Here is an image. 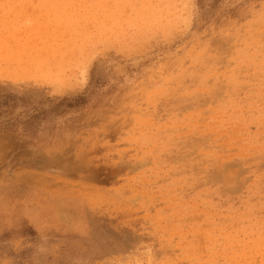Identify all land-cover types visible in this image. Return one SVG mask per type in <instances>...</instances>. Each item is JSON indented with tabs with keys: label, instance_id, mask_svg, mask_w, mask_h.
Masks as SVG:
<instances>
[{
	"label": "rangeland",
	"instance_id": "rangeland-1",
	"mask_svg": "<svg viewBox=\"0 0 264 264\" xmlns=\"http://www.w3.org/2000/svg\"><path fill=\"white\" fill-rule=\"evenodd\" d=\"M0 264H264V0H0Z\"/></svg>",
	"mask_w": 264,
	"mask_h": 264
},
{
	"label": "bare ground",
	"instance_id": "bare-ground-1",
	"mask_svg": "<svg viewBox=\"0 0 264 264\" xmlns=\"http://www.w3.org/2000/svg\"><path fill=\"white\" fill-rule=\"evenodd\" d=\"M23 13H24V12H23ZM145 26H146V25H145ZM57 28H58V27H57ZM26 29H27V28H26ZM56 30H57V29H56ZM5 34H6V33H5ZM21 41H22V40H21ZM55 41H56V40H55ZM4 50H5V49H4ZM22 56H23V55H22ZM63 58H64V57H63ZM27 59H28V58H27ZM30 62H31V61H30ZM35 63H36V62H35ZM35 63H34V64H35ZM18 65H19V66H18L19 68H22V67L24 66V65L21 64V63H19ZM33 66H34V65H27L28 69H26V71H28V70L30 69V67L32 68ZM56 68H57V67H55V69H56ZM55 69H54V70H55ZM30 70H31V69H30ZM60 75H61V74H60ZM199 102H200V101H199ZM203 105H204V104H203ZM201 106H202V105H201ZM181 108H182V107H181ZM230 164H231V163H230ZM222 165H223V164H222ZM232 165H234V164H232ZM218 169H219V168H218ZM232 169H235V168H232ZM232 169H231V170H232ZM229 170H230V169H227V168L224 166L223 168H220L216 174H217V175H220V176H222V175H223V176H227L228 174H224V173H225V172H228ZM231 170H230V171H231ZM231 172H233V171H231ZM211 173H212V172H211ZM211 173H210V174H211ZM209 176H210V175H209ZM227 178H228V176H227ZM210 179H211V178H210ZM211 180H212V179H211ZM213 180H214V179H213ZM213 180H212V181H213ZM221 180H222V178L220 179V181H221ZM214 181H215V180H214ZM24 202H25V201H24ZM59 217H60V216H59Z\"/></svg>",
	"mask_w": 264,
	"mask_h": 264
}]
</instances>
